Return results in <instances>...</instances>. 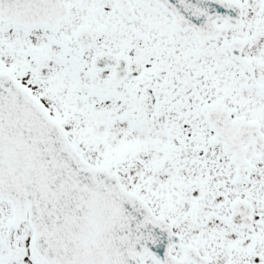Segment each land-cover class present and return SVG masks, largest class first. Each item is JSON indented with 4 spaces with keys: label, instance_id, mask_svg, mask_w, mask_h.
Returning <instances> with one entry per match:
<instances>
[{
    "label": "snow or ice",
    "instance_id": "snow-or-ice-1",
    "mask_svg": "<svg viewBox=\"0 0 264 264\" xmlns=\"http://www.w3.org/2000/svg\"><path fill=\"white\" fill-rule=\"evenodd\" d=\"M0 264H264V0H0Z\"/></svg>",
    "mask_w": 264,
    "mask_h": 264
}]
</instances>
